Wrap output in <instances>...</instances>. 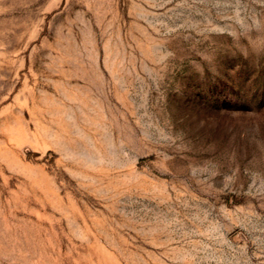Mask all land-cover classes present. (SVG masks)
Instances as JSON below:
<instances>
[{"label": "rangeland", "instance_id": "1", "mask_svg": "<svg viewBox=\"0 0 264 264\" xmlns=\"http://www.w3.org/2000/svg\"><path fill=\"white\" fill-rule=\"evenodd\" d=\"M0 264H264V0H0Z\"/></svg>", "mask_w": 264, "mask_h": 264}]
</instances>
